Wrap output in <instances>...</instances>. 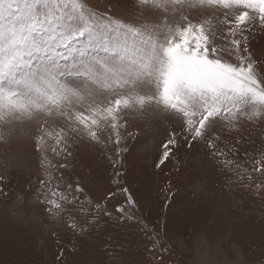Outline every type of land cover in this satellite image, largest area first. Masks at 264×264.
Listing matches in <instances>:
<instances>
[{"label":"snow or ice","instance_id":"obj_1","mask_svg":"<svg viewBox=\"0 0 264 264\" xmlns=\"http://www.w3.org/2000/svg\"><path fill=\"white\" fill-rule=\"evenodd\" d=\"M258 37L264 0H132L131 10L125 0H103V7L92 0H0V146L28 135L41 169L33 199L74 234L102 226L80 200V178L67 175L77 149L114 145L105 158L119 177L129 117L143 129H165L157 169L203 144L264 193V148L244 168L230 159L245 143V124L264 121ZM7 183L0 174V194L7 195ZM119 191L135 205L127 187ZM116 195L107 193L96 212L111 219L105 202ZM116 210L120 223L140 225L151 251L160 247L155 229L126 216L123 205Z\"/></svg>","mask_w":264,"mask_h":264},{"label":"rangeland","instance_id":"obj_2","mask_svg":"<svg viewBox=\"0 0 264 264\" xmlns=\"http://www.w3.org/2000/svg\"><path fill=\"white\" fill-rule=\"evenodd\" d=\"M92 3L103 7V0ZM131 7L132 0H125V8ZM257 39L256 47H264V37ZM165 136L163 127L143 129L129 117L127 129H121L128 151L122 154L119 177L105 158L114 145L104 152L87 144L77 149L67 175L80 178L85 189L80 200L100 215L102 225L87 235L51 220L33 199L41 169L28 135L0 146V174L8 177L7 195L0 194V264H264V193L238 179L240 169L211 158L203 144L177 152L157 169L158 145ZM243 136L240 152L230 157L241 168L264 148V121L246 123ZM120 187L128 188L135 205L126 202ZM110 191L117 192L105 202L111 219L103 209L95 210ZM118 205L126 216L155 229L161 240L157 250H150L152 241L138 223L116 219Z\"/></svg>","mask_w":264,"mask_h":264}]
</instances>
